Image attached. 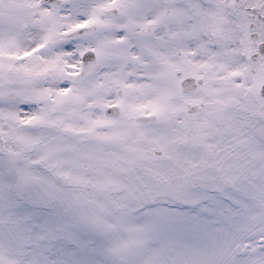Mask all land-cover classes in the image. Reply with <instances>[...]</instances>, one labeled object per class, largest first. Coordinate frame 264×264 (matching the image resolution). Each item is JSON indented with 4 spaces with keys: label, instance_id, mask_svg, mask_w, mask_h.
<instances>
[{
    "label": "snow or ice",
    "instance_id": "1",
    "mask_svg": "<svg viewBox=\"0 0 264 264\" xmlns=\"http://www.w3.org/2000/svg\"><path fill=\"white\" fill-rule=\"evenodd\" d=\"M0 264H264V0H0Z\"/></svg>",
    "mask_w": 264,
    "mask_h": 264
}]
</instances>
